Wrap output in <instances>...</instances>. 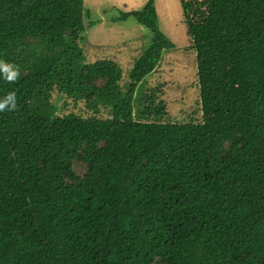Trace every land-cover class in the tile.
Masks as SVG:
<instances>
[{
    "label": "trees",
    "instance_id": "trees-1",
    "mask_svg": "<svg viewBox=\"0 0 264 264\" xmlns=\"http://www.w3.org/2000/svg\"><path fill=\"white\" fill-rule=\"evenodd\" d=\"M181 8L199 122L160 121L141 90L174 47L154 0L117 18L152 33L123 86L86 61L83 0H0V61L20 71L0 76L17 101L0 112V264H264V0ZM54 89L109 116L59 115Z\"/></svg>",
    "mask_w": 264,
    "mask_h": 264
},
{
    "label": "rangeland",
    "instance_id": "rangeland-1",
    "mask_svg": "<svg viewBox=\"0 0 264 264\" xmlns=\"http://www.w3.org/2000/svg\"><path fill=\"white\" fill-rule=\"evenodd\" d=\"M182 0H154L159 28L173 42L174 47L165 50L159 63L141 83V90L154 93V102L163 107L160 121L199 122L203 115L197 77L196 52L187 34L183 21ZM148 0H83L86 25L85 39L78 42L83 48L86 61L112 60L119 65L121 86L129 83V70L134 59L152 41L151 31L138 23L134 17L117 20L121 13L143 9ZM96 23L89 27V21ZM142 50V51H141ZM52 102L59 115L73 113L83 118L109 116L108 108L98 112L86 108L85 102L72 101L56 89L52 91ZM162 103V105H160ZM75 172L82 175L85 166L80 161L73 165Z\"/></svg>",
    "mask_w": 264,
    "mask_h": 264
},
{
    "label": "clouds",
    "instance_id": "clouds-1",
    "mask_svg": "<svg viewBox=\"0 0 264 264\" xmlns=\"http://www.w3.org/2000/svg\"><path fill=\"white\" fill-rule=\"evenodd\" d=\"M0 76L7 82L13 83L19 79L20 71L15 65L0 61ZM17 108L16 95L14 92H9L3 98H0V112L5 110L14 111Z\"/></svg>",
    "mask_w": 264,
    "mask_h": 264
},
{
    "label": "crops",
    "instance_id": "crops-1",
    "mask_svg": "<svg viewBox=\"0 0 264 264\" xmlns=\"http://www.w3.org/2000/svg\"><path fill=\"white\" fill-rule=\"evenodd\" d=\"M86 28H88V27H86Z\"/></svg>",
    "mask_w": 264,
    "mask_h": 264
}]
</instances>
